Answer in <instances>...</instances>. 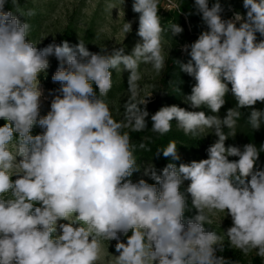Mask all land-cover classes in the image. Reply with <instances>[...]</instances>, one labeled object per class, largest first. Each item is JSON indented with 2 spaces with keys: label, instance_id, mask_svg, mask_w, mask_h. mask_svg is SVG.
Masks as SVG:
<instances>
[{
  "label": "clouds",
  "instance_id": "obj_1",
  "mask_svg": "<svg viewBox=\"0 0 264 264\" xmlns=\"http://www.w3.org/2000/svg\"><path fill=\"white\" fill-rule=\"evenodd\" d=\"M7 3L0 0V119L5 121L0 126V264H99L102 240L117 241L113 264H227L217 255L223 237L204 227L212 222L208 213L217 212L232 218L225 232L231 245L244 254L255 250L264 259V170H254L264 145L249 143L243 151L225 146L236 134L242 108L251 109L247 121L253 130L264 124V110L253 107L264 102V39L257 42V33L264 37V0H243L246 14L233 19L222 18L219 0L211 7L209 0H194V14L206 30L183 46L187 63L175 60L196 82L183 96L193 110L162 106L151 114L150 130L164 135L175 122L185 135L208 129L218 140L208 147L207 159L179 166L171 162L180 155L170 141L155 154L170 160L159 173L153 164L137 162L124 129H148L152 94L140 98V64H150L157 74L166 67L160 0H133L140 39L130 54L123 47L91 52L82 41L66 40L38 49L28 39L31 25L6 11ZM169 30L172 35L184 31L178 23ZM122 31L130 33L132 22L125 21ZM50 56L60 62L52 75L60 87L50 93V111L41 116L39 78L50 67ZM112 70L128 73L129 98L120 121L106 99ZM229 91L236 104L221 118ZM200 108L212 114L195 110ZM37 125L43 131L33 135ZM142 167L155 183L132 181ZM185 181H190L186 189ZM189 196L196 214L185 222Z\"/></svg>",
  "mask_w": 264,
  "mask_h": 264
},
{
  "label": "rangeland",
  "instance_id": "obj_2",
  "mask_svg": "<svg viewBox=\"0 0 264 264\" xmlns=\"http://www.w3.org/2000/svg\"><path fill=\"white\" fill-rule=\"evenodd\" d=\"M133 0H22L17 1V8L24 12V17L20 19L26 20L27 10H32L33 15L28 16L27 22L31 25L30 34L28 39L34 44H37L38 49L46 47L48 44H58L62 39V34L69 28L74 32L71 45H76L79 41L86 44L87 48L91 52H99L100 48L107 47L111 50L113 47H123L125 54H130L134 45L139 41V37L136 35L138 30L137 20L139 14L134 13L132 10ZM159 15L162 21H173L175 14L171 11L176 10L177 6L175 1L160 0L159 4ZM234 16L232 17V19ZM125 21L132 22V31L126 34L122 31L123 24ZM163 54L165 59L169 52L168 44L162 40ZM50 56L49 62L50 67L46 73H40V87L44 93L41 97L40 115L44 116L50 111V104L52 95L55 94V90L60 87L58 82L52 81L53 72L50 71L52 62ZM141 80L138 82L140 98L147 97L152 94L159 80L163 74V71L159 74L152 68L150 64H140L139 66ZM129 85H128V73L117 72L112 80V88L107 94L106 99L110 104L113 118L120 121L124 118V103L129 98ZM52 93V95H50ZM154 98L151 95L148 100L149 102ZM148 102V103H149ZM148 105V104H147ZM184 108H189V105L183 103ZM189 110H193L190 109ZM199 111L198 109H195ZM206 114H212L210 110L205 111ZM221 118H224L222 113H218ZM3 126V123L2 125ZM43 129L38 125L33 128L32 134H40ZM206 129L201 135L205 138L211 139L213 142L218 140V137L214 132ZM237 145H240L238 142ZM229 147V146H228ZM239 147V146H238ZM244 148V147H243ZM241 147V151H243ZM13 151L15 149L13 148ZM207 151L205 155L199 159H207ZM236 158L235 160H238ZM181 161L191 162L189 159H180ZM234 160V161H235ZM193 161V160H192ZM137 162L141 166L147 165L137 159ZM16 177H13L15 179ZM141 178L149 182L150 177L143 175V167L141 171L136 172L131 177L133 182H138ZM190 181L184 182L185 189L187 188ZM211 219V224H207L211 231L216 232L218 235L223 237V248L229 249L236 256L239 257L245 264H249L255 257L260 258L262 264L264 259L259 257L255 250L250 251L248 254H244L240 249L235 248L231 245L229 238L225 234L227 229L232 226V218L230 215H226L224 212H217L215 214L208 213ZM66 223V221H63ZM131 233H129L130 235ZM121 241H127V238L121 234ZM117 241L102 240V246L104 249L103 259L99 264H113L114 256L119 253L115 250V244Z\"/></svg>",
  "mask_w": 264,
  "mask_h": 264
},
{
  "label": "trees",
  "instance_id": "obj_3",
  "mask_svg": "<svg viewBox=\"0 0 264 264\" xmlns=\"http://www.w3.org/2000/svg\"><path fill=\"white\" fill-rule=\"evenodd\" d=\"M22 1V0H17ZM173 1V0H169ZM177 6L176 10H172L171 12L175 14V19L173 21H162V27L164 31L162 32V40L165 41L169 46V52L166 57V67L163 71V74L159 80L157 87L152 90V95L154 98L148 103L147 111L149 112L148 120V129L142 132H133L129 129H124V131H129V134L132 138V143L135 146V156L138 160L151 163L155 166L157 172L159 173L167 163L170 162L168 158L163 157L161 153L159 156H156V152L159 149H163L167 147L170 141H175L178 146V153L180 155V159H189L190 161L199 159L203 157L210 145L214 142L205 138L203 135H198L193 137L191 135H185L183 131L178 130L175 122L172 124V129L168 133L164 135H159L157 133L152 132L151 129V114H154L158 111L162 106H171L178 105L180 107L183 106V96L191 93L192 86L196 83L194 78L188 76L186 73L181 72L179 70V66L177 65L175 60L180 61L181 63H187L190 59V56L183 51L184 45H190L193 43L201 33V31L206 30V25L203 24L201 17L195 13V9L193 7L194 0H174ZM216 0H209V6L215 3ZM223 12L222 18L224 19H232L236 13L241 14L242 16L246 14V10L243 7V0H219ZM6 11H12L19 19L24 17V12L17 8V2L14 5L12 0H8V3L5 8ZM28 10L26 12V21L28 20L27 16ZM192 13V14H190ZM174 23H178L184 31L179 35H172L170 32V26ZM137 24L139 25V18L137 20ZM32 25V23L30 24ZM237 27H239V22L237 23ZM74 32L69 28L62 34V39L58 43L60 44L62 41H68L71 45V40L73 39ZM264 39L261 37L259 33H257V42ZM52 66L50 71L55 73L57 68L59 67V61L55 56L51 57ZM116 74L115 70H112V80ZM229 89H231V85H228ZM99 95V93H97ZM226 103L220 109V113H222L225 117L227 110L235 106L236 101L229 91L225 97ZM255 109L264 110V102H257L254 106ZM199 111H207V108H200ZM242 116L237 121V125L235 128V136H230L225 141V146H236L238 148H243L244 145L252 143L260 148L261 145H264V124L257 130H253L249 125L247 118L250 114V108H242L241 110ZM4 124L5 121L0 119V126ZM232 130L226 129V134H230ZM240 145H237V143ZM144 145V148H140V144ZM241 150V149H240ZM238 157H229L230 161H234ZM179 166L180 163H189L186 161H171ZM254 170H264V151H261L259 154V158L256 161ZM250 179V177L248 178ZM150 184L155 183L152 179L149 180ZM184 187V186H183ZM185 189V187H184ZM189 209H191V200L189 196ZM196 214L195 209H191L185 213V222L187 219L191 218ZM207 230H211L207 224L204 225ZM217 255L223 256L227 262V264H245L238 256H236L229 249H224L223 251H218ZM249 264H262L260 258H253Z\"/></svg>",
  "mask_w": 264,
  "mask_h": 264
}]
</instances>
